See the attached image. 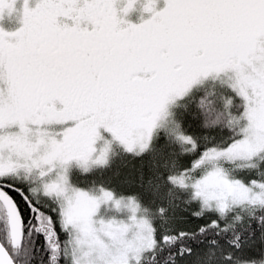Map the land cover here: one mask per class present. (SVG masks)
<instances>
[{
  "label": "snow or ice",
  "instance_id": "snow-or-ice-1",
  "mask_svg": "<svg viewBox=\"0 0 264 264\" xmlns=\"http://www.w3.org/2000/svg\"><path fill=\"white\" fill-rule=\"evenodd\" d=\"M0 264H264V0H0Z\"/></svg>",
  "mask_w": 264,
  "mask_h": 264
}]
</instances>
